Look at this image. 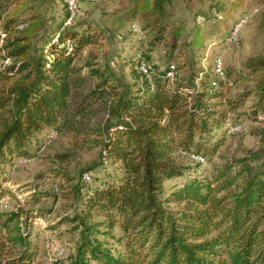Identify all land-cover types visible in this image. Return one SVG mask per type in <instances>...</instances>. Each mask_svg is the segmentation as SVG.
I'll return each mask as SVG.
<instances>
[{
  "label": "trees",
  "instance_id": "16d2710c",
  "mask_svg": "<svg viewBox=\"0 0 264 264\" xmlns=\"http://www.w3.org/2000/svg\"><path fill=\"white\" fill-rule=\"evenodd\" d=\"M32 1L6 0L13 10L0 15V200L14 160L33 158L30 147L50 131L71 137L79 149L99 148L101 158L116 166L92 184L87 173L89 182L66 170L71 155H56L48 180L62 179L78 201L76 213L65 219L78 234L65 264H264V153L236 159L212 178L186 175L199 163L180 159L212 158L226 130L239 125H227L238 111L236 118L264 125V58L248 64L254 86L241 91L238 82L249 77L232 70L218 78L191 68L186 80H177L182 67H174L171 81L173 65L156 70L144 54L138 62L149 66L150 80L137 69L136 79L125 84L109 69L84 72L78 63L84 52L99 50L101 28L65 25L66 0L60 22L47 26ZM169 1L128 0L111 20L131 27L141 20L150 48L164 44L173 55L185 27L166 19ZM245 1L264 5L230 0L223 8L211 6L200 22L227 21ZM201 39L197 26L190 44L197 48ZM100 115L105 119L96 125ZM174 179L180 182L167 186ZM50 196L36 192L31 203ZM40 212L0 211V264H37L38 245L24 227Z\"/></svg>",
  "mask_w": 264,
  "mask_h": 264
},
{
  "label": "rangeland",
  "instance_id": "374dc122",
  "mask_svg": "<svg viewBox=\"0 0 264 264\" xmlns=\"http://www.w3.org/2000/svg\"><path fill=\"white\" fill-rule=\"evenodd\" d=\"M128 0H100L94 3H80L79 13L74 18V25L90 23L104 31L99 50L84 52L78 63L84 65V72L99 69L111 70L123 83H132L136 79L138 57L144 54L151 67L163 70L168 65L175 68L182 67L175 74L177 80H186L190 69H205L213 71V60L221 56L225 70H232L234 75L249 77L248 64L255 59L264 58V5L253 1H245L241 6L230 12L227 21L218 23L198 22L200 16L207 13L211 6L218 5L223 8L230 0H213L212 2H198L192 0H170L165 6L166 19L169 23L182 22L185 27L184 37L173 55H169L167 45L150 48L151 34L134 33L131 25L113 22L112 15L120 11ZM6 0H0V15L12 12L13 6H6ZM42 18L45 25H56L65 12L63 0H34L31 2ZM252 14L249 22L240 32L237 46L225 44L224 35L243 16ZM133 25L140 28L142 22L136 19ZM201 33L199 47H193L194 30ZM54 40H57L55 36ZM33 44L41 48L40 43ZM40 52V50H39ZM88 65V66H86ZM198 86V83H197ZM253 79L247 78L237 84V90L253 87ZM231 115L227 125L236 121L237 131L225 132L224 144L210 159H204L201 164L195 165V170L186 175L199 178H212L217 169L232 164L234 160L249 158L264 153V125L246 120L242 116L236 118ZM105 117L100 115L94 119L96 125L103 123ZM32 145L33 158L16 159L7 171L9 181L5 184L6 195L0 200V211L9 212L18 208L24 210H41L39 215L30 219L24 227L31 234V239L38 245L37 264H65L68 256L72 254L78 237L76 232L70 230L65 221L76 213L78 201L69 193L70 188L63 185L62 179L54 182L48 180V171L58 166L57 154H69L71 158L66 170L73 177H80L87 173L94 184L109 172L112 173L115 165L104 161L100 156L99 148L79 149L69 136L54 135L50 131H43ZM40 146V149L37 147ZM182 160L195 164L185 155ZM239 167H235L234 171ZM94 180V181H93ZM179 179L167 181L170 186ZM60 185H63L62 188ZM48 190L50 197L42 198L37 204L31 203V196L39 191ZM64 219V220H63ZM62 220V221H61ZM57 224L55 229L52 225ZM1 239V238H0ZM9 255L10 250L6 249Z\"/></svg>",
  "mask_w": 264,
  "mask_h": 264
},
{
  "label": "built area",
  "instance_id": "2783aa9c",
  "mask_svg": "<svg viewBox=\"0 0 264 264\" xmlns=\"http://www.w3.org/2000/svg\"><path fill=\"white\" fill-rule=\"evenodd\" d=\"M100 0H66L67 10L69 12V17L67 21L65 22V25H70L74 18L79 13V4L80 3H94L98 2ZM252 14L245 15L241 19H239L231 28V32L229 36L225 39L226 45L231 46H237L239 43V36L242 28L249 22V19L251 18ZM200 22V20H198ZM132 32L134 33H140V30L137 26L133 25L131 27ZM137 69L139 72L144 76L146 79L150 80V72H149V66L144 61L137 62ZM224 62L221 56H216L213 60V72L218 78H224ZM169 78L172 81L174 78V66H171V71L169 73ZM238 126L231 129V131H237ZM188 158L195 162V163H203L204 158H202L199 155L195 154H188ZM83 180L86 182H89L90 178L87 174L83 175Z\"/></svg>",
  "mask_w": 264,
  "mask_h": 264
}]
</instances>
